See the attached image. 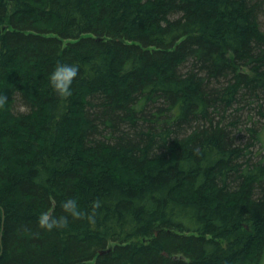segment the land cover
<instances>
[{
    "label": "trees",
    "instance_id": "obj_1",
    "mask_svg": "<svg viewBox=\"0 0 264 264\" xmlns=\"http://www.w3.org/2000/svg\"><path fill=\"white\" fill-rule=\"evenodd\" d=\"M0 95V264H264V0H0Z\"/></svg>",
    "mask_w": 264,
    "mask_h": 264
},
{
    "label": "clouds",
    "instance_id": "obj_2",
    "mask_svg": "<svg viewBox=\"0 0 264 264\" xmlns=\"http://www.w3.org/2000/svg\"><path fill=\"white\" fill-rule=\"evenodd\" d=\"M79 73V67L75 64L58 63L51 73V84L55 91L62 97H70L73 92V82ZM7 103V96L0 95V108H4ZM100 207V203L96 202L94 208ZM63 208L73 217H81L83 212L80 209L79 203L75 198H69L63 202ZM67 217L56 218L50 215L49 212H41L38 217V223L42 228L52 230L57 227H62L66 224Z\"/></svg>",
    "mask_w": 264,
    "mask_h": 264
},
{
    "label": "water",
    "instance_id": "obj_3",
    "mask_svg": "<svg viewBox=\"0 0 264 264\" xmlns=\"http://www.w3.org/2000/svg\"><path fill=\"white\" fill-rule=\"evenodd\" d=\"M104 252H105L104 250L100 251V253H104Z\"/></svg>",
    "mask_w": 264,
    "mask_h": 264
},
{
    "label": "rangeland",
    "instance_id": "obj_4",
    "mask_svg": "<svg viewBox=\"0 0 264 264\" xmlns=\"http://www.w3.org/2000/svg\"><path fill=\"white\" fill-rule=\"evenodd\" d=\"M24 110V109H23Z\"/></svg>",
    "mask_w": 264,
    "mask_h": 264
}]
</instances>
